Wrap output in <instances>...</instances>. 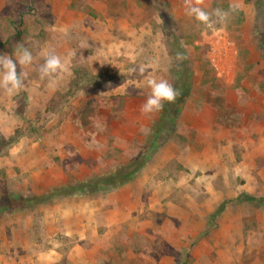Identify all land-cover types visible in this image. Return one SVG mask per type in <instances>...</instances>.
I'll return each mask as SVG.
<instances>
[{
	"label": "rangeland",
	"instance_id": "obj_1",
	"mask_svg": "<svg viewBox=\"0 0 264 264\" xmlns=\"http://www.w3.org/2000/svg\"><path fill=\"white\" fill-rule=\"evenodd\" d=\"M256 1L205 0L206 11L241 12L206 26L186 14L184 0H0V54L22 43L38 64L48 48L76 52L54 91L30 68L26 90L0 92V138L15 140L0 145L3 209L9 193L44 195L138 156L158 119L140 110L144 76L175 80L166 46L185 53L191 83L176 134L129 182L3 210L0 264H41L49 250L62 256L55 264H71L74 245L108 246L102 264H264V51L255 33L264 5ZM114 196L121 220L108 230L85 217L68 223L78 229L66 236L52 215L69 198L108 199L114 209ZM45 218L55 220L51 230Z\"/></svg>",
	"mask_w": 264,
	"mask_h": 264
},
{
	"label": "trees",
	"instance_id": "obj_2",
	"mask_svg": "<svg viewBox=\"0 0 264 264\" xmlns=\"http://www.w3.org/2000/svg\"><path fill=\"white\" fill-rule=\"evenodd\" d=\"M256 3L261 11V8L264 5V0H257ZM226 11H230V15L236 17L237 19L239 15H241L240 11L232 8L229 9V7H227ZM255 33L257 41L262 43L264 51V27H257L255 29ZM166 47H170L169 55L172 57V74L175 77L173 86L180 94L174 103H165L163 110L158 112V119L150 128L149 134L146 137L145 146L140 151V154L129 159L126 165L122 167H115L113 170L109 171L108 174H105L102 177H93L91 179H87L85 182L66 184L61 187L54 188L44 195L33 194L22 197L17 196L15 193H9V201H11V203L5 206L4 209L0 207V213H3V210L9 209V205H11L9 213L18 211L23 212L24 210L35 208L55 197H65L78 194L94 195L99 192L111 191L133 179L146 165L151 154L176 134V123L179 118L183 102L186 98L184 92L185 90L188 91L190 89L191 83L190 77L188 76L189 72L187 63L184 61L185 59L183 61H177L175 59L178 52L183 53L184 55L185 53L181 49H177V45L175 44L174 46L172 44V46L168 45ZM13 143H15V140L12 138L6 140L0 138V145L10 146L13 145ZM222 208L223 207L218 208L213 216H218L222 212Z\"/></svg>",
	"mask_w": 264,
	"mask_h": 264
},
{
	"label": "clouds",
	"instance_id": "obj_3",
	"mask_svg": "<svg viewBox=\"0 0 264 264\" xmlns=\"http://www.w3.org/2000/svg\"><path fill=\"white\" fill-rule=\"evenodd\" d=\"M204 3L205 0H184L186 14L206 26L213 23V18L215 22L227 23L230 11L216 8L209 12L203 7ZM40 56L43 62L37 64L33 52L22 43L15 45L11 55L0 54V92L6 97H14L26 90L25 82L28 80L30 68L37 72L40 82H46V86L54 91L65 75L70 74L71 60L76 56V52L69 51L62 57L54 48H48L43 50ZM175 59L183 61L186 56L178 52ZM144 71L143 68L140 69L142 75ZM144 84L149 92L140 110L145 115L162 111L165 103H174L180 94L164 77L146 75Z\"/></svg>",
	"mask_w": 264,
	"mask_h": 264
},
{
	"label": "crops",
	"instance_id": "obj_4",
	"mask_svg": "<svg viewBox=\"0 0 264 264\" xmlns=\"http://www.w3.org/2000/svg\"><path fill=\"white\" fill-rule=\"evenodd\" d=\"M106 49L108 51V46ZM113 198H114V202L112 201V205H114V209L113 208L108 209V199L105 201V203H100L98 200H94V201L87 199L77 200L75 198L60 200L59 203L56 205V207H54L55 212H53L52 215L56 219V221L58 219L61 220L62 222L61 231H64L63 233L66 236H75L78 229V226L72 228V227H68L67 224L68 223L73 224L75 221L78 224H80V222L85 217H87L86 218L87 221H92V222L97 221V218H99L100 225L105 226L108 230V227H110L108 226L109 223L110 225L111 224L114 225V223H117L121 220L118 216V213H121L120 212L122 205L121 200H118L117 197L115 196ZM103 207L104 208L106 207V210H102ZM45 216L48 217L46 214ZM88 218L91 219L89 220ZM44 223L46 224V226H48V229L50 230L52 227L55 226L54 219H51L50 221L49 219L45 218ZM102 252H103V256L101 255ZM61 257L62 256L58 252L54 250H49L46 253L45 252L41 253L38 259H40L41 264H55L61 259ZM65 259L69 261L71 264L106 263L108 262V246L105 245L101 250H99L97 247L92 246L89 248V250L84 252L82 251V248L74 245L66 254Z\"/></svg>",
	"mask_w": 264,
	"mask_h": 264
},
{
	"label": "bare ground",
	"instance_id": "obj_5",
	"mask_svg": "<svg viewBox=\"0 0 264 264\" xmlns=\"http://www.w3.org/2000/svg\"><path fill=\"white\" fill-rule=\"evenodd\" d=\"M151 186V185H150ZM153 188V187H152ZM149 190H150V188H149ZM148 192H150V191H148ZM158 192V191H157ZM73 212V211H72ZM73 219V218H72Z\"/></svg>",
	"mask_w": 264,
	"mask_h": 264
}]
</instances>
